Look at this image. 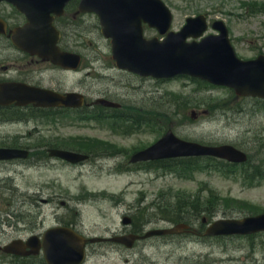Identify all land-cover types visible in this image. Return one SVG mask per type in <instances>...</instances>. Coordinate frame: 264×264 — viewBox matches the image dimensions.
Returning <instances> with one entry per match:
<instances>
[{"label": "flooded vegetation", "instance_id": "flooded-vegetation-1", "mask_svg": "<svg viewBox=\"0 0 264 264\" xmlns=\"http://www.w3.org/2000/svg\"><path fill=\"white\" fill-rule=\"evenodd\" d=\"M79 2L80 0H69L61 15L50 14L54 27L59 31L56 44L60 51L80 55L77 69H65L55 65L31 51L15 47L7 35H0V81L24 82L59 93L80 91L85 93L88 99L87 103L79 108L29 104L22 107L9 106L8 111L0 109V123L8 121L4 124V132L0 134V148H20L27 151L26 158L0 160V264H163L160 245L176 244L194 236L199 237L202 235L203 226L195 225L176 234L150 235L122 241L118 238L143 236L164 225L151 219L136 222L133 212L130 211V204H127L126 210L130 217L129 223L84 224L77 222L76 217L72 215L58 219L56 210L52 212L51 203L59 198L60 194L50 190L49 169L54 167V163L69 164L52 159L50 149L87 151L90 162H96L97 155L105 157L113 150L112 145L108 144L112 139L110 134L83 139L90 143H70L65 129L57 126L60 120L67 116H86L83 108L97 112L99 107H102L104 110L99 116L102 113L114 115L109 112V109L113 108L104 107L97 102L98 97L111 99L113 94L99 90L100 95L93 96L82 85L83 71L89 74V71L98 69L99 52L98 49L83 48V19L92 13H80ZM0 16L7 21L9 28L25 22V16L4 1L0 2ZM93 24L97 27L95 22ZM147 31L152 35L156 33L154 29L143 24V32ZM121 73L138 80L144 79L124 71ZM117 81L121 83L123 80ZM129 81L126 79L125 84L129 85ZM120 103L123 108L122 102ZM122 116L132 117L128 113ZM38 119H48V127L31 126V123ZM122 129L112 128L111 133L122 131L121 135H127L130 130ZM130 164L127 161V166L144 169L143 163ZM23 176L28 179L25 185L20 181ZM60 204L65 205V202L61 201ZM62 230H69L70 233H61ZM98 236L106 239L89 241ZM78 237L86 238L84 245H79Z\"/></svg>", "mask_w": 264, "mask_h": 264}, {"label": "rangeland", "instance_id": "rangeland-1", "mask_svg": "<svg viewBox=\"0 0 264 264\" xmlns=\"http://www.w3.org/2000/svg\"><path fill=\"white\" fill-rule=\"evenodd\" d=\"M172 9L174 14L173 28L181 25L187 16L195 15L200 12H206L210 18H221L226 21L230 28V34L235 47V50L240 56H251L257 51H264V12H252L249 8L243 7L242 2L256 1L264 3V0H164ZM88 41L98 43L100 49L103 50L99 56L100 63L109 64L108 47L105 41H102L98 35L93 33L88 34ZM115 78L118 73H111ZM89 83V84H88ZM93 89H103L108 87L110 90H115L125 99H130L131 103L143 109V117L146 116L144 110L148 113L156 107L162 110L163 102L171 94H188L193 93L196 100L202 101L208 99L213 101L214 98L222 99L221 109L202 114L205 105L199 107H189L183 109L186 114L194 109L197 111L196 117L191 121L180 122L179 116L175 118L174 131L181 137L203 141V142H222L224 140L238 141V133L240 130L250 129V133H255L258 129L264 128V116L258 110V105L250 101L244 103L229 92L228 89L222 87L215 88H198L194 82L186 78H175L164 80L155 83L154 81H146V89H141L140 94H127L126 90L119 84H113L107 79H94L88 81L85 85ZM197 88V89H196ZM193 91V92H192ZM192 99V98H190ZM245 107L247 113L240 118L236 116L239 105ZM254 111L256 115H250L249 112ZM180 111V110H179ZM223 111H229L228 115ZM182 112H180L181 114ZM213 113V114H211ZM157 116V124L151 127H145L137 135L130 139L121 140L119 137L113 139L125 144L127 147L132 145H148L155 141L163 133L162 120ZM161 121V122H160ZM166 125V124H165ZM91 128L90 125L76 124L66 126V128ZM96 129V128H95ZM70 137L84 138L86 135L99 134L97 131L89 129H67ZM242 135L243 137H249ZM253 135V134H252ZM251 156L254 160L261 157V154L256 158L251 150ZM99 170V169H98ZM108 170H99L96 177L89 176L82 172L81 180L96 187L99 194H90L85 198L81 205L83 209V221L85 223H117L119 214L114 209V201L110 198L114 193H120V189L128 185L126 195L127 200H133L136 196H140L142 191L149 198L154 196V192L158 189H163L164 192H169L170 189L174 192L182 191L184 194H194L199 190L202 183L207 186L202 188L201 196L208 194L207 187H212L216 192L208 194V198L213 205L220 204L219 212L214 218L223 216L225 212L228 216H236L239 213H253L264 209V181L254 187H250L243 183L241 179L233 177H225L219 174H209L206 172L197 173L192 179H180L175 175H162L161 178L154 177V173H144L131 176H116ZM79 171H63L51 170L49 173L51 184L50 190L61 191L64 193L63 186H71L69 177L79 175ZM53 176L60 178L54 179ZM26 182V180H24ZM133 182L132 184H128ZM130 190V194H128ZM96 193V192H95ZM136 193H138L136 195ZM217 194L219 195L217 199ZM110 195V196H109ZM221 196L223 198H221ZM212 205V204H211ZM210 208V207H209ZM162 261L164 264H264V236H256L252 239L246 238H224L220 242L214 241L210 245L204 246L201 242H188L176 247H162Z\"/></svg>", "mask_w": 264, "mask_h": 264}, {"label": "water", "instance_id": "water-1", "mask_svg": "<svg viewBox=\"0 0 264 264\" xmlns=\"http://www.w3.org/2000/svg\"><path fill=\"white\" fill-rule=\"evenodd\" d=\"M91 2L92 0H84ZM105 3V4H101ZM108 0H99L92 7L95 10L117 8L116 15L103 14L104 32L113 37V58L121 67L155 76H173L188 73L206 78L217 84L232 86L238 94H252L264 97V58L252 61H240L233 52L227 38V30L217 22L221 33L208 36L201 42H186L189 35L198 36L203 25L198 26V18H188L187 24L177 33H169L163 41L144 40L132 37L128 30L130 14L135 9L138 16L165 32L169 23V12L160 0H146L137 7L107 5ZM41 8V7H40ZM91 8L89 5L83 9ZM21 92L28 90L23 86L0 85V104L10 103L15 99L20 103ZM213 154L229 160L241 161L244 154L231 146L209 147L194 142H187L175 137L168 131L156 144L140 152L136 159L158 158L178 155ZM216 232L249 233L264 229V214L243 219L220 220L215 224Z\"/></svg>", "mask_w": 264, "mask_h": 264}, {"label": "trees", "instance_id": "trees-1", "mask_svg": "<svg viewBox=\"0 0 264 264\" xmlns=\"http://www.w3.org/2000/svg\"><path fill=\"white\" fill-rule=\"evenodd\" d=\"M190 161H192V166L197 168L199 166H201V163L200 161H204V159H201V158H188L187 159V163L190 165ZM184 164H181V165H178V167H183ZM210 200H202L200 199L198 196L195 197L193 203H192V206L194 207V210H195V213L198 214L200 213L201 211L203 210H206L208 209V207H204L205 205H211L213 203H209ZM182 202L180 200H177L176 201V204L175 205H166L165 207H171V208H180L182 207ZM189 205H187L186 207H188Z\"/></svg>", "mask_w": 264, "mask_h": 264}]
</instances>
